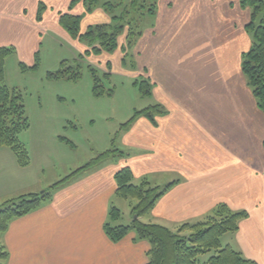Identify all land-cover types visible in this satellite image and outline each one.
Instances as JSON below:
<instances>
[{
	"label": "crops",
	"instance_id": "crops-1",
	"mask_svg": "<svg viewBox=\"0 0 264 264\" xmlns=\"http://www.w3.org/2000/svg\"><path fill=\"white\" fill-rule=\"evenodd\" d=\"M73 1L0 0V46L25 48L22 62L32 66L50 32L82 53L87 45L61 25V15H80L82 33L91 25L111 23L112 17L104 6L89 11L83 0ZM41 3L45 11L38 20ZM155 15L132 54L152 85L145 95L154 99L148 106L159 104L163 113L154 120L140 115L121 123L112 140L118 151L90 164L106 150L101 149L86 163H70L52 176L46 165L20 166L12 150L0 146V199L52 187L50 199L10 221L3 236L8 264L147 263L148 240L131 231L113 241L106 233L112 205L121 209L115 176L126 166L135 183L173 184L142 221L176 231L204 220L219 203L247 209L249 216L230 232L227 243L264 264V112L241 66L252 41L249 10L235 0H159ZM123 35L118 50L126 44ZM94 56L114 72L107 52L87 59ZM8 154L14 160L10 168Z\"/></svg>",
	"mask_w": 264,
	"mask_h": 264
},
{
	"label": "trees",
	"instance_id": "trees-1",
	"mask_svg": "<svg viewBox=\"0 0 264 264\" xmlns=\"http://www.w3.org/2000/svg\"><path fill=\"white\" fill-rule=\"evenodd\" d=\"M80 0H74L75 4ZM89 11L98 6L115 5L101 0H83ZM129 6H124L119 14L112 16L111 23L94 24L88 27L84 33L80 30L81 16L73 13H63L60 17L61 25L75 39L88 40L89 45L79 54L78 61L70 64L67 59L62 61V67L50 75L59 78L77 79L81 75L82 62L90 54L102 52H113L119 46V37L126 34L127 46L133 47L143 31H136L131 21L139 20L148 14L154 15L157 2L149 3L148 0H131ZM119 3L117 6H120ZM243 8H249L250 21L247 25L248 32H253L251 45L242 57V71L247 77L248 84L256 98L258 107L264 112V0H241ZM45 9L40 4L38 20L42 19ZM107 9V8H106ZM133 12H139L136 17ZM136 22V21H135ZM90 41V42H89ZM15 52L13 46H0V146H7L15 152L18 162L27 166L28 152L18 140V133L29 125L26 115L23 95L16 87H10L5 83V62L8 55ZM39 63V52L35 55V62L31 66L36 68ZM22 67L26 65L21 62ZM94 81L95 92L102 94L104 88L98 71L88 65ZM135 85L139 87L142 95H150L152 85L149 79L136 78ZM163 113L159 104L136 110L133 117L128 119L124 126L133 122L138 116L146 115L154 120L155 115ZM118 149L109 148L103 151L90 164L110 156ZM89 165V164H88ZM87 166V165H86ZM117 190L119 197L124 199H135L130 223L123 224L117 221L122 215V210L112 205L110 210V221L106 223V233L113 241H119L134 231L139 239H146L150 243L148 251L149 260L145 264H198L199 256L215 250L205 264H258L254 259L248 258L231 245H223L221 237L228 232H236L240 222L248 216L244 209H231L226 203L218 206L204 220L198 222L184 223L178 230L174 231L167 226L158 223L144 222L141 217L152 210L157 200L173 185L166 187L155 186L147 179L140 183L134 182V173L129 166L123 167L116 173ZM57 185V184H56ZM52 196V187L40 193H24L15 198L7 199L0 205V264H6L8 250L3 243V234L8 228L10 221L16 217L28 214L42 205L44 201Z\"/></svg>",
	"mask_w": 264,
	"mask_h": 264
},
{
	"label": "rangeland",
	"instance_id": "rangeland-1",
	"mask_svg": "<svg viewBox=\"0 0 264 264\" xmlns=\"http://www.w3.org/2000/svg\"><path fill=\"white\" fill-rule=\"evenodd\" d=\"M101 1L115 5L114 7L106 6L105 12L112 17L124 9V3L129 6L128 1L131 0ZM154 1L157 4L159 2V0H148L149 3ZM235 1H238L239 6L243 8L240 4L241 0ZM119 3L122 4L117 6ZM248 10L249 22L251 10L249 8ZM137 15L140 17L139 12L132 13L134 17ZM135 21H131L135 26L134 29L144 31L155 23L156 15L147 13ZM249 34L252 39L253 32L249 31ZM54 36L50 32L44 36V41L40 44L39 63L36 68L31 67L28 63L25 64V62L23 63L26 67L20 65L26 55L25 48L16 49L15 52L8 55L5 62V83L21 91L29 122L28 127L22 129L17 135L18 140L25 145L28 152L27 166L36 169L41 165H46V172L51 176L62 168L67 169L70 163L73 165L86 163L101 149L112 148V140L121 123L133 117L136 110L142 109L154 101L152 97L142 95L139 87L134 84L136 78H145L143 69L136 67L132 54L134 47L127 46L125 51L115 49L113 52H107L113 59L114 72L108 66L109 64L107 65L105 59L99 64V57L94 56L89 60L87 56L84 61H81L83 66L79 78L68 79L51 76V72H56L62 67L61 63L64 59H67L70 64H75L79 57L77 47L69 44L64 37ZM119 41H123L121 36ZM83 43L89 45L88 40ZM88 65L94 67L100 75L101 85L104 88L102 94L95 92L94 77ZM142 72L143 74H141ZM132 74H136V77ZM9 152L11 153V151ZM12 153L13 156H16L14 151ZM3 159L6 161V156ZM7 161L8 168L13 167L14 160L9 154ZM17 163L20 165L19 162ZM1 167L7 166L4 164ZM2 169L4 170V168H0V175ZM10 171L8 170L7 173L9 174ZM52 172L53 174H51ZM8 185L6 183L3 190ZM17 196L19 194L11 198ZM4 201L5 199H0V205ZM135 203V199L132 198L120 199L119 206L122 210L120 223H130ZM244 210L248 212L249 216V211ZM229 234L230 232L225 233L221 237L224 246L228 244ZM215 253L216 251L212 250L200 255L198 264H205ZM6 264H8V259Z\"/></svg>",
	"mask_w": 264,
	"mask_h": 264
}]
</instances>
